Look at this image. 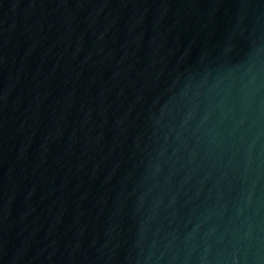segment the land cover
<instances>
[{
	"label": "water",
	"instance_id": "obj_1",
	"mask_svg": "<svg viewBox=\"0 0 264 264\" xmlns=\"http://www.w3.org/2000/svg\"><path fill=\"white\" fill-rule=\"evenodd\" d=\"M0 264H264V0H0Z\"/></svg>",
	"mask_w": 264,
	"mask_h": 264
}]
</instances>
